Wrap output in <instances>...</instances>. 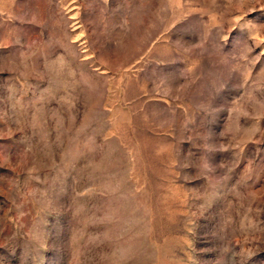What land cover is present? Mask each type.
<instances>
[{
	"label": "rangeland",
	"instance_id": "obj_1",
	"mask_svg": "<svg viewBox=\"0 0 264 264\" xmlns=\"http://www.w3.org/2000/svg\"><path fill=\"white\" fill-rule=\"evenodd\" d=\"M0 264H264V0H0Z\"/></svg>",
	"mask_w": 264,
	"mask_h": 264
}]
</instances>
